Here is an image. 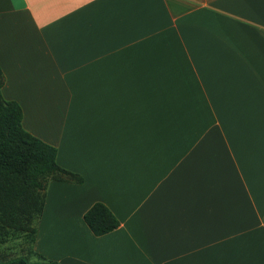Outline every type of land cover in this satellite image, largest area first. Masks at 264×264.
Segmentation results:
<instances>
[{"label": "crops", "instance_id": "0c3cea01", "mask_svg": "<svg viewBox=\"0 0 264 264\" xmlns=\"http://www.w3.org/2000/svg\"><path fill=\"white\" fill-rule=\"evenodd\" d=\"M2 97L83 182L49 181L60 264H264V0H0ZM102 203L119 227L83 221Z\"/></svg>", "mask_w": 264, "mask_h": 264}, {"label": "trees", "instance_id": "16d2710c", "mask_svg": "<svg viewBox=\"0 0 264 264\" xmlns=\"http://www.w3.org/2000/svg\"><path fill=\"white\" fill-rule=\"evenodd\" d=\"M4 76L0 69V233L21 234L29 239L35 261L26 257L7 264H60L33 250L45 190L49 181L81 184L83 179L59 167L56 149L28 133L22 126V110L18 103L2 97ZM83 221L95 237L119 227V221L102 203L93 204Z\"/></svg>", "mask_w": 264, "mask_h": 264}, {"label": "rangeland", "instance_id": "374dc122", "mask_svg": "<svg viewBox=\"0 0 264 264\" xmlns=\"http://www.w3.org/2000/svg\"><path fill=\"white\" fill-rule=\"evenodd\" d=\"M32 245L29 239L17 233L3 235L0 233V264H7L17 258L26 257L29 262L35 261V256L29 253Z\"/></svg>", "mask_w": 264, "mask_h": 264}]
</instances>
